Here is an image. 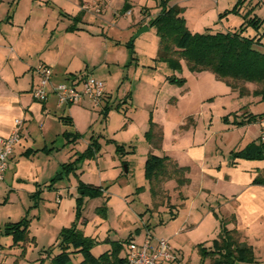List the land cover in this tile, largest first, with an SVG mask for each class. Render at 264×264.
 Listing matches in <instances>:
<instances>
[{
	"label": "crops",
	"instance_id": "obj_1",
	"mask_svg": "<svg viewBox=\"0 0 264 264\" xmlns=\"http://www.w3.org/2000/svg\"><path fill=\"white\" fill-rule=\"evenodd\" d=\"M112 1L115 0H0V137L8 136L14 129L15 119H21L19 140L13 145L0 180V208L18 204L24 210V214L16 220L10 219L11 214H6L7 220L0 222V227L23 217L29 219L26 242L14 243L11 235L5 234L0 228V262L5 261L4 264L8 263L7 259L10 257L12 262L9 264H20L19 258L27 252L30 243L37 244V231L40 235L47 236L49 242L40 246V252L49 246L54 247L61 228L69 226L74 218L68 225L50 222L46 226L47 223H42V214L36 210L41 207L47 211L50 209L49 213L53 217L63 205V214L70 211L74 214L77 199L83 192L79 191V183L93 185L82 179L81 172L85 171L83 164L98 157L104 144H122V153L116 152L114 148L120 155L137 152L134 145L118 143L111 137L99 134L95 136L100 147L94 156L76 160L88 147L93 135L90 134L92 127L97 122H102L101 112L107 107L110 109L104 116L106 121L115 105L121 104L118 108L123 117L118 115L116 118L118 126L125 129L132 125V85L128 84L126 75L120 71L112 74L109 65L114 64L113 68L116 69L122 65L128 70L130 61L134 58H131L128 51L122 53L123 58L125 57L122 60L110 58V53L115 52L116 48L124 47L122 32L129 29L133 31L137 23L136 27L139 28L147 25L148 19L159 11L160 0H154L153 6L150 5L149 10H145V6L137 20L130 17V0H116V4ZM232 1L168 0V4H176L182 8V16L191 32H204L207 29L226 31L239 26L242 22L241 15L251 5L255 6L252 12L255 15L256 7L260 6V0H245L240 7V14L228 13L219 19L221 12L238 2ZM127 4L130 13L119 15L118 12ZM114 13L116 17L113 16ZM245 33L253 34L254 31L247 28ZM260 43L262 45L259 48L264 50V35ZM121 61H124L123 64ZM40 63L49 65L52 69L49 93L43 101L34 99L31 94L38 82L34 68ZM85 73L104 82L105 96L101 107L94 108L87 98L76 104L59 105L54 90L70 85L81 87L80 75ZM192 76V83L184 77L185 82L179 87V96L188 97L192 92L191 87L201 88L208 83L210 88L203 89L202 96H199V103L203 107L183 109L175 121L176 128L168 135L169 142L164 125L153 119L152 111L148 112L147 126L144 124L140 130L146 144L142 145L139 157L143 163V177L144 162L150 151L144 133L150 117L162 130L161 143L152 149L153 153L167 155L185 169L186 180L182 184L178 185L175 179L162 184L163 190L170 197L166 205L161 206L156 201L159 196L152 199L145 177L147 185L141 186L148 189L150 204L159 211L146 218L152 226L150 234L153 237L167 238L175 256L171 261H159L157 264H190L189 260L184 259L182 241L192 238L190 245L195 250L197 244L208 245L219 232V218L227 221V228L237 230L240 240L252 248L255 264H259L256 251H264V158L234 157L233 152L243 149L250 142H258V120L241 124L237 122L244 121L248 114L264 113V101L251 93L252 85H249L247 94L240 96L236 89L224 82V86L220 85L219 82L222 81L209 71L195 72ZM166 77L164 76L165 81ZM220 93L229 98L216 105L215 99ZM178 100L173 95L166 102L176 106ZM214 122L216 128L213 127ZM224 135L228 138L233 136V141L226 149L219 146ZM75 160L72 170L62 171L64 164ZM81 162L83 170L80 168L79 171ZM256 177H260L262 182H254ZM93 186L103 187L102 181ZM98 197L83 196L81 201L83 204L86 198ZM51 205L56 206L57 210ZM148 208L147 206L145 210ZM29 209H33L31 217L26 216ZM178 219L180 221L176 225L170 226ZM34 222L38 223L36 232L32 231ZM83 223L85 220L79 219L77 227L85 235L98 241L91 250L95 256L110 249L109 242L105 239L141 242L147 235L145 230L137 226L129 228L124 238L110 239L108 235L102 239L94 234H86ZM160 227L165 230L158 232ZM2 245L8 249L5 250ZM125 245L126 242L120 252L122 256L125 255ZM255 245H259V248ZM94 249H97L95 253ZM56 252L57 249L53 248L52 254ZM80 256L76 255L75 263L82 258ZM14 257L17 258L13 260Z\"/></svg>",
	"mask_w": 264,
	"mask_h": 264
},
{
	"label": "trees",
	"instance_id": "obj_2",
	"mask_svg": "<svg viewBox=\"0 0 264 264\" xmlns=\"http://www.w3.org/2000/svg\"><path fill=\"white\" fill-rule=\"evenodd\" d=\"M245 0L238 2L230 9L219 14V19L228 13H239L241 5ZM127 4L120 13L129 10ZM254 5L241 15L242 22L239 26L226 31L191 32L182 16V8L176 4L169 5L168 0H160L159 11L150 17L147 24L153 25L158 37V48L155 60L165 61L173 71L180 70L181 60H184L191 72L209 71L216 78L236 89L240 96L249 92V85L253 86L251 93L264 101V50L259 46L260 39L264 32L259 29L264 20L253 14ZM240 14V13H239ZM247 28L254 31L253 34L245 33ZM130 49L131 44H126ZM133 59V50L130 49ZM171 83L182 84L184 77L175 75L167 76ZM118 110V106L114 107ZM110 107L101 113L105 116ZM264 116L260 114H248L244 121L251 122ZM226 120V117H223ZM148 128L144 133L150 145L144 162V177L148 182L152 199H156L161 192L162 184L175 179L178 185L182 184L185 169L178 166L169 156L157 155L152 149L157 148L162 140L161 127L152 118H149ZM79 137V135H77ZM99 143L94 137L90 138L88 147L76 160L91 158L99 150ZM116 152L122 153L124 146L115 144ZM234 157L247 159L264 158V141L250 142L243 149L233 152ZM72 161L62 166V171L72 170L75 163ZM254 182L261 183L262 179L256 177ZM79 191L83 190L81 197L77 199L74 221L67 227L61 228L58 233L57 242L52 246L43 249L51 264H125V257L120 255L124 241L107 240L110 249L103 251L98 256L92 254V248L98 241L77 227V221L81 217L82 197L99 196L102 192L101 186L85 185L79 183ZM219 232L208 245L200 243L196 248L202 257H209V264H255V257L252 248L240 240L239 233L235 228H227V221L219 218ZM29 219L21 218L15 222H8L4 225V233L11 235L14 243L26 242L28 240ZM53 248L57 252L52 254ZM80 254L81 259L75 263L76 255ZM39 264H47L41 257Z\"/></svg>",
	"mask_w": 264,
	"mask_h": 264
},
{
	"label": "rangeland",
	"instance_id": "obj_3",
	"mask_svg": "<svg viewBox=\"0 0 264 264\" xmlns=\"http://www.w3.org/2000/svg\"><path fill=\"white\" fill-rule=\"evenodd\" d=\"M234 1L235 0L232 2ZM112 3L116 4L117 1H112ZM130 3L132 5V15L130 17H134L139 20L141 11L145 6H147L145 10H149V8H151L149 6L154 4V0H130ZM95 13L96 12H94V14ZM255 13L258 17L264 19V0H260V6L256 7ZM113 16L116 17L117 15L114 13ZM137 24L134 25L135 28L133 31L129 29L128 31L121 33V41H123L122 44L124 47H127V43L132 45V48L130 49L133 50L134 59L130 61L129 65L131 66L129 69L126 70V68H123L122 65L118 69L113 68L115 65L112 63L109 65V70H111L112 74L113 72L120 71L124 74V76L126 75L125 80L128 84L132 85L133 103L131 104V113H133V123L125 129H121L118 126L119 121L116 118L118 115L123 117L122 112L119 111V108L121 107V104H119L115 105L119 106L117 111L115 108L112 109L109 117H107V121L106 117H104L101 113L102 115L100 114V120H102V122H97L93 125L92 131L90 132V134H93L92 137L94 138H96L95 135L103 134L102 136L111 137L117 140L118 143L126 142L127 144L134 145L137 152H127L120 155L114 151V143H106L103 145L101 154H98V157L91 160L87 164H83L85 171L81 172L83 180L89 181L93 183V185L99 184L101 181L103 184V187H101L102 192L97 199L86 198V201L82 204L81 217L79 218L83 221L85 220V223H83V230L86 234H94L97 238L102 239L108 235L110 239H118L120 237L124 238V236L128 234L129 228L133 229L137 226H140L141 229L145 230L146 234L151 235L150 229L152 226L148 223V219L146 218L159 211L153 207V204H150L151 199L148 189L141 187L142 185H147V183L143 177V163L139 160L142 145H146L140 130L144 124L147 126L148 112L152 111L153 119L164 125L167 141L169 142L170 138L168 135L172 133L174 128H176L175 121L179 115L182 114L183 109H196L198 106L203 107L199 103V96H202L201 93L204 90L210 88L208 83L201 88L191 87L190 90L192 92L188 97L179 96V90L181 89L179 87H181L184 83L180 85L177 83H171L167 79L165 81L164 76H171L173 74L179 77H186L188 82L192 83V75L195 72L188 70L184 60H181L180 70L177 71H173L167 62L155 60L154 58L158 48V37L156 35L155 28L153 25L147 24V30L134 37V34L139 29V27H136L138 26ZM260 30L261 32L264 31V25H262ZM124 47L116 48L115 52L110 53V58L117 60L124 59L125 57L123 58L122 53L128 51L129 54L130 52L129 48L125 50ZM123 62L124 61H121V64H123ZM219 83L224 86L223 82ZM173 95L179 99L176 106L166 102V99ZM228 98V95L220 93V95H218L215 99L216 105H218L219 102L224 103L228 101ZM220 111L222 112L223 110L220 109ZM216 112H219V110ZM216 114H214V118ZM108 122L110 123L108 124ZM198 124L200 125L201 121H199ZM106 125L108 127H106ZM215 125L216 124L214 122L213 127H215ZM222 138L223 140L219 143V146L226 149L230 142L233 141V136L228 138L227 135H224ZM81 166L82 162L80 163L79 171H81ZM167 194L168 192L165 189L163 190L162 187L160 195L156 199L161 206L169 203L168 199L170 197L167 196ZM62 206L63 205L60 206L61 210L53 217V214L49 213L51 212L50 209L47 211V209L45 210L41 207L39 210H36V212L38 211L42 214V223H47L46 226H48V224L50 225V222L51 224H53V222L54 224H58L60 222L61 224L68 225L71 219H75V216L73 217L75 212L74 214L71 211L63 214L64 211L62 210ZM147 206L149 208L148 210H145ZM32 210L33 209H29V211L26 212L27 217L32 216ZM54 210H57L56 206H54ZM8 213L11 214L10 219L16 220L24 214V210L18 204L1 207V223H3L4 220H7L6 214ZM68 214L70 216H68ZM179 221L180 219L172 223L170 226L176 225ZM37 224L38 223L36 222L32 224L33 232L37 231ZM0 228L4 230V224ZM50 230H52V228ZM163 230H165L164 227H160L158 232ZM37 234H39L37 244L35 242L30 243L27 252L25 251L24 255L19 258L20 264H39L41 255L44 256L43 258L46 263V260L48 259L47 254L45 252H40V246L49 243L47 239L48 237L40 235V232L38 231ZM185 240L182 241L185 260H189L190 264L210 263L209 257H202L197 249L195 250V248H192L190 245L192 238L186 241ZM2 246H4L5 250L8 249L7 246ZM255 246L259 248V245ZM96 251L97 249L93 250L94 253ZM256 253L259 264H264V251L261 249V252L257 250ZM16 258L17 257H14L13 260ZM7 260L9 261L6 264L12 262L11 257ZM4 262L5 261H1L0 264H4ZM47 264H51L49 263V259L47 260Z\"/></svg>",
	"mask_w": 264,
	"mask_h": 264
},
{
	"label": "built area",
	"instance_id": "obj_4",
	"mask_svg": "<svg viewBox=\"0 0 264 264\" xmlns=\"http://www.w3.org/2000/svg\"><path fill=\"white\" fill-rule=\"evenodd\" d=\"M96 11H99L97 9ZM126 11L123 14H129ZM120 15H123L120 13ZM34 71L38 77L37 84L32 88V97L43 101L49 93L52 69L49 65L40 63ZM81 87L70 85L61 89H55L59 105L79 103L87 98L94 108H99L105 96L104 82L89 73L80 75ZM259 140L264 141V116L258 119ZM21 119H15L13 131L6 137H0V180H2L8 158L12 153L13 145L19 140ZM125 264H157L159 261H171L175 258L169 241L165 237H153L147 234L143 241L129 240L125 245Z\"/></svg>",
	"mask_w": 264,
	"mask_h": 264
},
{
	"label": "water",
	"instance_id": "obj_5",
	"mask_svg": "<svg viewBox=\"0 0 264 264\" xmlns=\"http://www.w3.org/2000/svg\"><path fill=\"white\" fill-rule=\"evenodd\" d=\"M147 30V26L146 25H143L141 26L137 31L136 33L134 34V37L138 36L141 32Z\"/></svg>",
	"mask_w": 264,
	"mask_h": 264
}]
</instances>
